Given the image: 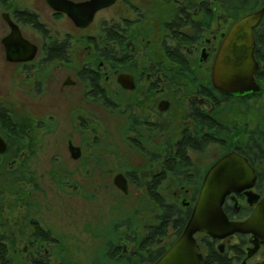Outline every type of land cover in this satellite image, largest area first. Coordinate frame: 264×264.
Returning <instances> with one entry per match:
<instances>
[{
  "label": "flooded vegetation",
  "instance_id": "1",
  "mask_svg": "<svg viewBox=\"0 0 264 264\" xmlns=\"http://www.w3.org/2000/svg\"><path fill=\"white\" fill-rule=\"evenodd\" d=\"M262 9L264 0H0V264H155L182 232L173 221L159 238L152 228L190 218L209 170L233 151L252 185L230 192L224 210L248 219L264 196V12L252 28L261 91H223L214 70L233 26ZM41 133L63 142L45 167ZM142 208L155 221L134 225ZM195 238L203 264H264L253 232Z\"/></svg>",
  "mask_w": 264,
  "mask_h": 264
},
{
  "label": "water",
  "instance_id": "2",
  "mask_svg": "<svg viewBox=\"0 0 264 264\" xmlns=\"http://www.w3.org/2000/svg\"><path fill=\"white\" fill-rule=\"evenodd\" d=\"M98 7L100 4L95 3L87 9V21ZM59 9L68 10V4ZM263 12L262 9L240 19L224 40L214 70L215 85L223 91L232 94L261 91L254 76L257 63L253 56L255 38L252 28L260 21ZM12 26L18 33V27L14 23ZM251 171L247 160L235 151L221 158L209 170L182 233L155 264H203V255L195 238L199 231L216 239H224L235 232H253L264 237V196L253 214L244 221L230 220L224 210L225 199L230 192L252 185L244 183V180L253 178ZM248 194L252 197L249 199L251 202L259 198L255 193Z\"/></svg>",
  "mask_w": 264,
  "mask_h": 264
},
{
  "label": "rangeland",
  "instance_id": "3",
  "mask_svg": "<svg viewBox=\"0 0 264 264\" xmlns=\"http://www.w3.org/2000/svg\"><path fill=\"white\" fill-rule=\"evenodd\" d=\"M11 78L12 77L10 76V73L6 72V78L5 79H6L7 83L12 81ZM0 80L3 81L4 79H0ZM18 96L22 97V95H20V94ZM13 97L15 98L16 95H14ZM261 102H262V105H264V95L261 97ZM42 113H44V112H42ZM42 113L40 115H42ZM44 114H46V113H44ZM39 138H40V140H39V148H38L37 160L41 163L40 164L41 167H45V166H47V161L52 160L53 156L57 154V153H54L52 151V149L54 147L57 148V149H58L59 146L62 147V145H63V142L61 140L62 137L60 135H58V134H56V135H44V134L41 133V136ZM59 150H61L59 152L60 156L62 158H65V153L63 152V149L59 148ZM40 170H41L42 173H43V171H45V169L44 170L40 169ZM39 184H40V186L42 187L43 190L46 189V188H44V186L45 187L47 186V182L45 183L44 179H39ZM139 196H140L139 192H133V196L131 195V198H130L131 201L134 200V204H135L134 208L135 209L139 206L138 205V200H137L139 198ZM143 211H144V208L140 209V211H138V212L135 211L136 213L134 212L135 213L134 225L143 226V224L146 221L147 222L149 221L151 223L155 221V218L153 216L154 212L151 211L152 214H151V216H150V218L148 220L147 216L145 215V213H143ZM60 215L62 217L61 216H59V217L56 216L55 219H57L59 221L61 219H63V213H60ZM123 217L124 216H120L118 218L122 219ZM107 220H108L107 222H110L109 219H107ZM63 221H64V219H63ZM104 221H105V219H104ZM81 235H82L83 238L85 237L84 234H81Z\"/></svg>",
  "mask_w": 264,
  "mask_h": 264
},
{
  "label": "trees",
  "instance_id": "4",
  "mask_svg": "<svg viewBox=\"0 0 264 264\" xmlns=\"http://www.w3.org/2000/svg\"><path fill=\"white\" fill-rule=\"evenodd\" d=\"M178 214H179V216H178ZM178 214H177V216H178L177 220L175 219L176 221L173 220L174 218H170L169 215L165 216L163 218L164 224L162 226L157 225L156 227L152 228L153 229L152 233H154L153 237L159 238L160 236L164 235L166 230L169 227V222L170 221L174 222V226H173V229L175 231L174 234L175 235L176 234L177 235L180 234L182 232V230H183L188 218H189V214H187V213H185L183 211L179 212ZM154 231H156V232H154ZM153 239L154 238H152V240ZM4 254L6 255V252L5 253L3 252V249H2V247L0 245V256H3ZM212 255L213 256H222L223 254L222 253H218V249L215 247V249H212Z\"/></svg>",
  "mask_w": 264,
  "mask_h": 264
}]
</instances>
